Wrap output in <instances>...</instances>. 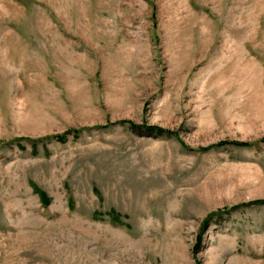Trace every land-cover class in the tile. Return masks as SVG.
<instances>
[{
  "label": "rangeland",
  "instance_id": "obj_1",
  "mask_svg": "<svg viewBox=\"0 0 264 264\" xmlns=\"http://www.w3.org/2000/svg\"><path fill=\"white\" fill-rule=\"evenodd\" d=\"M0 264H264V0H0Z\"/></svg>",
  "mask_w": 264,
  "mask_h": 264
}]
</instances>
